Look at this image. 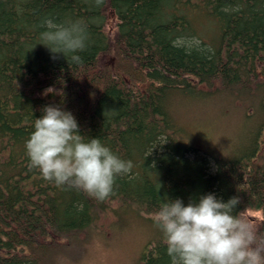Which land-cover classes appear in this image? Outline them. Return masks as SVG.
I'll use <instances>...</instances> for the list:
<instances>
[{
  "label": "trees",
  "instance_id": "16d2710c",
  "mask_svg": "<svg viewBox=\"0 0 264 264\" xmlns=\"http://www.w3.org/2000/svg\"><path fill=\"white\" fill-rule=\"evenodd\" d=\"M46 17L84 22L80 63L40 43ZM49 85L65 95H42ZM200 101L241 111L231 150H203L177 121L174 107ZM49 103L132 161L105 199L30 164L25 140ZM207 192L238 196L233 214L264 238V0H0V264L66 260L110 213L114 229L126 213L152 226L137 264H171L150 214L167 197Z\"/></svg>",
  "mask_w": 264,
  "mask_h": 264
},
{
  "label": "clouds",
  "instance_id": "9594fccd",
  "mask_svg": "<svg viewBox=\"0 0 264 264\" xmlns=\"http://www.w3.org/2000/svg\"><path fill=\"white\" fill-rule=\"evenodd\" d=\"M41 24L40 43L51 53H62L73 63L82 61L79 52L86 48L88 35L81 19L58 22L46 17ZM41 94L65 95L54 85ZM40 111L25 140L30 164L58 186L67 184L105 199L115 178L130 171L132 161L99 137L82 134L75 115L62 104H45ZM238 203V196L225 201L214 192L187 203L180 197L162 200L150 215L162 233L171 264H264V238L257 237L245 218L233 214Z\"/></svg>",
  "mask_w": 264,
  "mask_h": 264
},
{
  "label": "rangeland",
  "instance_id": "374dc122",
  "mask_svg": "<svg viewBox=\"0 0 264 264\" xmlns=\"http://www.w3.org/2000/svg\"><path fill=\"white\" fill-rule=\"evenodd\" d=\"M108 23V31L112 33L116 22L110 20ZM196 24L198 35L204 39L211 35L207 34L211 30L208 25L204 26L206 33L202 34L201 19ZM174 109L177 121L184 126L196 145L216 155L231 150L232 144L237 141L242 131L241 122L244 120L240 115L241 111L236 114L231 111L224 112L219 104L206 101L188 102L183 108L179 106ZM130 214L125 215L116 229L113 228V224L118 219L115 213H110L109 217H102L100 231H93L94 233L90 234L85 243L86 247L85 245L83 247L84 250L72 253L66 260L57 261L56 258L54 264H137L142 252L148 247V241L154 230L151 225L142 222L145 220L143 215ZM247 216L261 218L262 214L251 211ZM110 217L112 218L108 222Z\"/></svg>",
  "mask_w": 264,
  "mask_h": 264
},
{
  "label": "bare ground",
  "instance_id": "6f19581e",
  "mask_svg": "<svg viewBox=\"0 0 264 264\" xmlns=\"http://www.w3.org/2000/svg\"><path fill=\"white\" fill-rule=\"evenodd\" d=\"M197 38H198V37H197ZM189 39H190V38H189ZM126 214H127V213H126ZM126 214H125V215H126ZM128 214H129V213H128ZM130 215H131V214H130ZM131 216H132V215H131ZM133 216H134V215H133Z\"/></svg>",
  "mask_w": 264,
  "mask_h": 264
}]
</instances>
